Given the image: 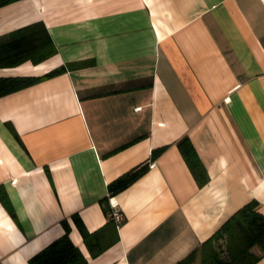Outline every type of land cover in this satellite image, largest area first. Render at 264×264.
<instances>
[{"label":"crops","instance_id":"crops-1","mask_svg":"<svg viewBox=\"0 0 264 264\" xmlns=\"http://www.w3.org/2000/svg\"><path fill=\"white\" fill-rule=\"evenodd\" d=\"M29 25L54 52L0 64V77L36 78L0 96V264H30L65 233L84 264H176L193 251L199 264L200 246L239 208L264 214V0L0 5V42ZM79 220L100 232L102 251Z\"/></svg>","mask_w":264,"mask_h":264},{"label":"trees","instance_id":"trees-1","mask_svg":"<svg viewBox=\"0 0 264 264\" xmlns=\"http://www.w3.org/2000/svg\"><path fill=\"white\" fill-rule=\"evenodd\" d=\"M11 0H0V5ZM36 25H29L18 29L8 39L0 42V64H5L2 60L16 56L10 64L17 63L26 58H31L33 62H39L54 52L53 44L47 36L45 30ZM45 37V38H44ZM44 51L38 57H32L34 50ZM34 77L9 76L0 77V96L27 86L35 81ZM179 148L186 159L191 171L199 184L206 181V173L199 161L191 143L185 138L179 142ZM162 148L155 149L157 153ZM145 169L144 165L139 166L109 184L112 191H117L131 182ZM81 234L92 250L93 254L102 251L106 246L99 242V231L88 232L77 221ZM224 242V251L227 257H222L218 250V241ZM219 245V244H218ZM257 246L261 253H264V214L256 209L254 202L248 203L239 208L231 215L214 234L212 238L205 241L199 248V264H254L259 258L253 248ZM195 251L190 253L176 264H192L195 259ZM30 264H84L85 259L80 250L71 242L67 234L56 238L41 251L32 256Z\"/></svg>","mask_w":264,"mask_h":264},{"label":"built area","instance_id":"built-area-1","mask_svg":"<svg viewBox=\"0 0 264 264\" xmlns=\"http://www.w3.org/2000/svg\"><path fill=\"white\" fill-rule=\"evenodd\" d=\"M110 206L111 210L108 213L109 218L115 223V225H118L123 220V214L119 210L115 209L116 204L112 203Z\"/></svg>","mask_w":264,"mask_h":264},{"label":"rangeland","instance_id":"rangeland-1","mask_svg":"<svg viewBox=\"0 0 264 264\" xmlns=\"http://www.w3.org/2000/svg\"><path fill=\"white\" fill-rule=\"evenodd\" d=\"M219 244V245H218ZM218 244H217V247H218V250H222L221 252H220V255L222 256V257H227L228 256V254H227V252L226 251H224L223 249H224V242L222 241V240H219L218 241Z\"/></svg>","mask_w":264,"mask_h":264}]
</instances>
